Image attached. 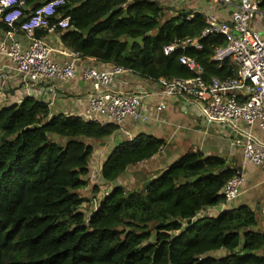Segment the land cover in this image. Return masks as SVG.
Instances as JSON below:
<instances>
[{
    "label": "trees",
    "instance_id": "obj_1",
    "mask_svg": "<svg viewBox=\"0 0 264 264\" xmlns=\"http://www.w3.org/2000/svg\"><path fill=\"white\" fill-rule=\"evenodd\" d=\"M37 1L24 20L50 0ZM259 8L264 10V0ZM64 16L71 17V29L63 42L83 58L115 63L145 79L170 80L194 77L180 62L187 56L203 67L206 82L236 76L231 61H213L225 38H201L207 26L202 12L168 17L166 7L150 0H80L59 8L50 21ZM0 30L9 29L0 23ZM139 37L141 44L127 41ZM186 39H198L202 49L165 55L166 46ZM117 131L114 124L52 115L34 97L0 107V264H264V216L247 205L215 217L206 213L222 206L219 192L239 175L224 158L191 150L136 190L121 184L130 168L165 147L164 140L146 134L113 149L93 195L102 185L113 188L87 216L81 207L90 200L79 192L91 181L95 147L87 139L102 141ZM218 251L226 254L211 255Z\"/></svg>",
    "mask_w": 264,
    "mask_h": 264
},
{
    "label": "built area",
    "instance_id": "obj_2",
    "mask_svg": "<svg viewBox=\"0 0 264 264\" xmlns=\"http://www.w3.org/2000/svg\"><path fill=\"white\" fill-rule=\"evenodd\" d=\"M29 1L0 0V23L9 29L5 38L0 40V56L7 58V63L0 68V87L12 75L16 76L25 90L26 98L34 97L33 91L38 85L75 80L78 63L83 58L63 42V35L71 29V17H60L55 23L50 21L57 15L59 8L80 0H50L24 20L25 7ZM173 1L177 4L186 0ZM214 1L229 8L230 19L223 21L210 12H202L207 26L201 38L215 34L225 38V43L215 48L213 61H231L236 67V76L228 79L213 77L206 82L203 67L194 59L183 56L180 62L194 74L193 78L151 81L161 87L163 99L174 95L190 99L207 125H219L236 136L233 145L241 148L245 161L263 167L264 142L253 134V129L258 128L264 133V34L252 27V21L255 16L264 17V10L253 0ZM38 30L59 35L65 56L62 63L53 59L52 47L36 36ZM18 33L24 35L27 47L15 38ZM189 46L202 49L198 39H186L166 46L164 53L170 55L177 49L185 50ZM111 64L105 70L86 67L81 72L82 79L91 84L93 91L84 119L103 125L114 124L119 132L132 139V134L126 129L127 122L145 124L151 120V115L144 110L141 95L122 96L113 88L115 80L124 73H138ZM3 92L4 88H1L0 107ZM47 104L52 106L51 101ZM166 109L163 100L157 105L156 112L160 114ZM245 184L246 179L242 174L232 178L219 192L224 200L222 206L236 201L242 195ZM97 207L98 203L95 209ZM209 211L206 210V213ZM261 213L264 216V205Z\"/></svg>",
    "mask_w": 264,
    "mask_h": 264
},
{
    "label": "crops",
    "instance_id": "obj_3",
    "mask_svg": "<svg viewBox=\"0 0 264 264\" xmlns=\"http://www.w3.org/2000/svg\"><path fill=\"white\" fill-rule=\"evenodd\" d=\"M135 1L127 0L128 3ZM150 1L160 3L167 8L168 15L172 13L173 16L178 13L186 15L194 11H205L216 15L220 20L228 21L231 15L229 8L219 5L214 0H186L177 4L173 0ZM253 1L259 5L262 0ZM31 2L33 1L30 0L27 3L26 11L33 10L37 4L41 3L37 0ZM252 27L264 34V17L255 16ZM7 32L0 30V40L5 38ZM45 32L41 38L52 47L53 59L62 63L65 56L62 53L61 38L55 33ZM15 38L21 41L24 47H27L28 43L23 34L18 33ZM5 63H7V58L0 56V68ZM111 66V63L97 61L94 58H82L77 66L78 75L75 80L63 83L52 81L38 85L34 88L33 95L39 101L47 103L51 101L52 115L64 114L84 118L89 97L93 91L91 84L82 79L81 72L86 67L105 70ZM1 88H4L3 95H1V106L21 103L26 98L25 90L16 76L12 75L10 80L0 87V90ZM113 88L116 93L122 96L141 95L143 108L151 115V120L145 124L127 122L126 129L132 134V137L146 134L165 141V147L158 156L144 162L147 163L144 166L143 164L139 165L140 168H137L136 174L133 175L135 182L138 178L143 181L155 177L191 150L201 152L205 156H219L226 160L228 166H234L239 170V174L244 175L246 184L243 187L242 195L236 201L226 206L211 208L208 214L215 217L223 210L247 205L254 209L260 217H263L261 209L264 205V166L257 167L244 160L241 148L233 145L236 136L229 129L219 125H207L196 106L184 96L174 95L163 99L161 87L151 79H145L139 74L124 73L115 80ZM163 100L166 102L167 109L165 112L157 114L156 107ZM253 134L264 142V133L258 128L253 129ZM126 139H128L127 136L118 131L111 138L98 141L97 150L104 149L106 154L101 166L113 149ZM146 174L149 175L145 177ZM219 252L224 253V251Z\"/></svg>",
    "mask_w": 264,
    "mask_h": 264
},
{
    "label": "rangeland",
    "instance_id": "obj_4",
    "mask_svg": "<svg viewBox=\"0 0 264 264\" xmlns=\"http://www.w3.org/2000/svg\"><path fill=\"white\" fill-rule=\"evenodd\" d=\"M171 16H173L172 13L168 15V17H171ZM87 140H89L88 143L93 145L95 147V151H97L92 157V160L90 163V179H91L90 186L87 187L86 189L79 191L83 197H86L88 200H90L89 202H86L81 207V210H83L88 216L90 215L92 211H94L96 204L97 203L99 204L100 199H102V196L105 193V191L111 190L113 188V185H110V186H108L107 184L102 185L100 188L101 192L97 196L93 195V187L99 183L98 177H99L100 170L102 167L101 163L104 160L106 154L104 153L105 151L104 149H102L101 151L97 150L98 143H99L98 141H95L94 139H87ZM142 164L144 166L147 163H142ZM137 168H140L139 165L137 167L130 168L128 172L125 174V177L123 178V180L121 181V184L124 185L125 188L129 191L136 190L142 182V179L140 180L139 178L136 180V182L133 180V175L136 174ZM147 175L149 174H146L145 177H147ZM224 254L225 252L223 253V252L218 251V252L212 253L211 255L214 257H222Z\"/></svg>",
    "mask_w": 264,
    "mask_h": 264
},
{
    "label": "water",
    "instance_id": "obj_5",
    "mask_svg": "<svg viewBox=\"0 0 264 264\" xmlns=\"http://www.w3.org/2000/svg\"><path fill=\"white\" fill-rule=\"evenodd\" d=\"M118 9L117 8H115L114 9V12H116ZM110 15H107L106 16V18H108ZM127 17V15L125 14V18ZM91 28H92V25L84 32V34H88L89 33V31L91 30ZM128 43H130V44H133V43H139V44H141L142 42H143V37H139V38H128ZM50 135V134H49ZM54 138L55 139H58V136L57 135H55L54 136ZM85 179L87 180L88 179V177H85ZM149 184H151V181H147V182H145L144 184H143V187H147ZM115 185H118V183L117 182H115Z\"/></svg>",
    "mask_w": 264,
    "mask_h": 264
}]
</instances>
